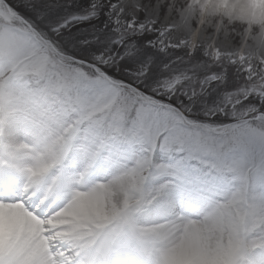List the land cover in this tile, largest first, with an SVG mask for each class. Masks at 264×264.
<instances>
[{"label":"snow or ice","instance_id":"obj_1","mask_svg":"<svg viewBox=\"0 0 264 264\" xmlns=\"http://www.w3.org/2000/svg\"><path fill=\"white\" fill-rule=\"evenodd\" d=\"M0 264H264V0H0Z\"/></svg>","mask_w":264,"mask_h":264}]
</instances>
